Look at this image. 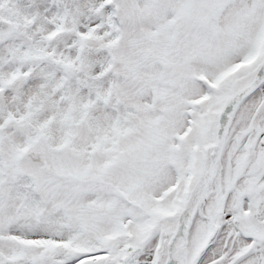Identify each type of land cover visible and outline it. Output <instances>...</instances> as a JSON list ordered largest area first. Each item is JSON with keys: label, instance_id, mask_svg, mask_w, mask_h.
I'll use <instances>...</instances> for the list:
<instances>
[{"label": "snow or ice", "instance_id": "obj_1", "mask_svg": "<svg viewBox=\"0 0 264 264\" xmlns=\"http://www.w3.org/2000/svg\"><path fill=\"white\" fill-rule=\"evenodd\" d=\"M0 264H264V0H0Z\"/></svg>", "mask_w": 264, "mask_h": 264}]
</instances>
